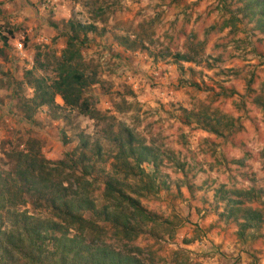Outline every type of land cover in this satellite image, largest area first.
<instances>
[{
	"label": "clouds",
	"instance_id": "obj_1",
	"mask_svg": "<svg viewBox=\"0 0 264 264\" xmlns=\"http://www.w3.org/2000/svg\"><path fill=\"white\" fill-rule=\"evenodd\" d=\"M0 218L13 264H264V0H0Z\"/></svg>",
	"mask_w": 264,
	"mask_h": 264
},
{
	"label": "trees",
	"instance_id": "obj_2",
	"mask_svg": "<svg viewBox=\"0 0 264 264\" xmlns=\"http://www.w3.org/2000/svg\"><path fill=\"white\" fill-rule=\"evenodd\" d=\"M17 223H20V220H17ZM3 224V219L0 218V225ZM25 231L29 232H36L37 234L42 229L43 225L39 221H31L28 218H25L23 221ZM59 226H57L58 228ZM5 241L8 243H13L14 238L8 234V233H0V249L3 250V255H0V262L2 264H13V257L9 249L5 246ZM73 247H76V245L73 243ZM79 256V253H77ZM95 259V258H94ZM108 257L105 256L103 260H97L96 264H108ZM65 264H68L66 258H65ZM111 264H119L118 261L112 260Z\"/></svg>",
	"mask_w": 264,
	"mask_h": 264
}]
</instances>
